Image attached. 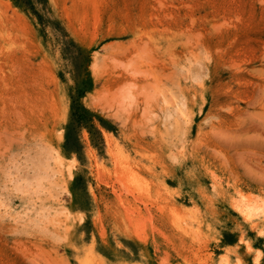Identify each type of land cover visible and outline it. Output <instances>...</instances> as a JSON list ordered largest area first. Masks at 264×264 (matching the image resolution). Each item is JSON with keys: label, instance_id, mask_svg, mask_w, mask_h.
Returning <instances> with one entry per match:
<instances>
[{"label": "rangeland", "instance_id": "obj_1", "mask_svg": "<svg viewBox=\"0 0 264 264\" xmlns=\"http://www.w3.org/2000/svg\"><path fill=\"white\" fill-rule=\"evenodd\" d=\"M243 196L264 0H0V264H252Z\"/></svg>", "mask_w": 264, "mask_h": 264}, {"label": "bare ground", "instance_id": "obj_2", "mask_svg": "<svg viewBox=\"0 0 264 264\" xmlns=\"http://www.w3.org/2000/svg\"><path fill=\"white\" fill-rule=\"evenodd\" d=\"M120 162V161H119ZM121 163V162H120ZM126 163V161H125ZM122 164V163H121ZM120 164V165H121ZM127 165V164H126ZM130 166V165H129ZM122 167L123 164H122ZM127 167V166H126ZM120 169V168H119ZM133 169V168H132ZM129 170V169H128ZM127 170V171H128ZM134 171V170H130ZM129 171V172H130ZM132 173V172H131ZM130 174V173H129ZM131 175V174H130ZM129 175V176H130ZM127 176V175H126ZM247 197V196H246ZM249 197V196H248ZM260 200V199H259ZM259 200L252 198H245L244 196L241 197L240 199L235 201V208L236 211L241 215L245 220L248 222H254V221H264V202H259ZM182 215L179 216L175 215V222L179 223L182 222L183 218L181 217ZM173 223V222H172ZM179 225V224H178ZM184 225V224H183ZM176 226V225H175ZM187 226V225H186ZM185 226V227H186ZM190 228V227H189ZM180 230V229H179ZM186 231V230H185ZM248 250H250V247L248 246ZM228 259V258H227ZM223 259V262L227 263L228 260ZM92 262L90 257H87L83 263L84 264H90ZM252 264H264V251L261 250H256L253 255H252Z\"/></svg>", "mask_w": 264, "mask_h": 264}]
</instances>
